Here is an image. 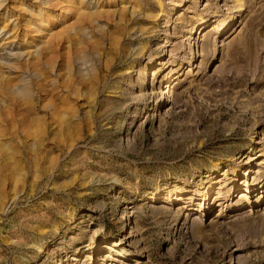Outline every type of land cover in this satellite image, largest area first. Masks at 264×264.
Segmentation results:
<instances>
[{
	"label": "rangeland",
	"instance_id": "374dc122",
	"mask_svg": "<svg viewBox=\"0 0 264 264\" xmlns=\"http://www.w3.org/2000/svg\"><path fill=\"white\" fill-rule=\"evenodd\" d=\"M99 2L33 99L0 97V264H264V0ZM6 4L14 84L44 33Z\"/></svg>",
	"mask_w": 264,
	"mask_h": 264
},
{
	"label": "bare ground",
	"instance_id": "6f19581e",
	"mask_svg": "<svg viewBox=\"0 0 264 264\" xmlns=\"http://www.w3.org/2000/svg\"><path fill=\"white\" fill-rule=\"evenodd\" d=\"M15 1H17V0H15ZM32 1L37 2L36 7H35L36 12L34 13L33 20L37 21V24H38V27H36L35 30L41 31L44 33L42 36V41L37 44V48L35 50L27 52V55L25 56L24 62L27 64L26 66H28V70L23 69L21 66H17L15 69L18 73H21V74H25V73L29 72L27 79H24V77H25L24 75L19 74V76L21 77V78H18L19 76L17 77L19 79V82L17 81V82H14V84L13 83L11 84V83H9V81H8V83H6L7 80H6V82L4 79L1 80L5 76L1 77L0 80L2 82H0V97L1 96L5 97L6 95H11V94L16 93V94L22 95V96L23 95L30 96L33 99V95L35 94V91H37V89L35 87V84H37L36 81L39 80V76H43L40 74V69L37 68L38 65L40 63H46V62L48 64L49 63L48 61H51V58H53L54 52L56 54H59V53L62 54L66 49L76 45L79 42L80 38L82 37L81 33L84 34V30L91 27L92 23L95 21L96 14L100 11V10H98V7H100V2H99L100 0H32ZM154 2L158 3V6L160 7L161 11L164 10L163 0H154ZM6 3H7V0H0V42H1L0 43V49L5 48L6 46L13 45L16 38L19 36V31H18L19 30V27H18L19 23L14 22V20H12V19L10 20L11 16H13V14H10V11H11L10 8L6 7V10L4 12H2V8H5V6L7 5ZM26 4H28V2ZM135 6H136V4L135 5L133 4L134 8H135ZM83 8H86V10L89 8L96 9V10H94V11L88 10L89 12L86 14V16H87L86 19L84 21H81L79 19V16L81 15V13L86 12V10H83ZM140 9H142V8L140 7ZM146 11H147V14H144V15H146L148 18H150V17L155 18V17L160 16V15L153 14L152 11H150V12H149V10H146ZM146 11H145V13H146ZM31 12H33V11H31ZM142 12H144V11H142ZM71 15L76 16L75 18H76L77 22L80 23V26H79L81 28L80 29L81 33L79 32L80 34H78V31H77L76 33L72 32V33H68V34L64 35V34H62V32L54 31L55 26H57V25L61 24L62 22H65L68 19L72 18V17H70ZM26 21H27V23H26ZM26 21H25V23H26L25 27H27L31 24L29 19L28 20L26 19ZM32 22H34V21H32ZM167 22H169V21H167ZM204 28H207V27H204ZM146 31H148V30L145 27H143L141 29L142 34H144V32H146ZM86 32H88V31H86ZM27 33L28 32H26L25 34H27ZM25 37H26V35H25ZM137 38H139V37H137ZM25 41H27L26 38L23 39V42H25ZM141 51H143V48ZM25 54H19L18 55L16 53V54H11L10 56L20 57V56L25 55ZM35 54H38V55L43 54L47 57H43V59L38 58L37 59L38 63H37V60L32 61L33 58H36ZM80 59H82V57ZM14 60H15L14 58H11V62H12L11 66L14 63ZM9 64H10V62L8 63V65ZM55 66L56 65H53V68H55ZM47 69L49 71H52V70H50L51 69L50 67H47ZM49 77H50V75L45 77V79L48 78V83H49V84L48 83L47 84L45 83V84L48 87L50 86V89L47 90L48 87L45 89L42 87L44 92H45V94L44 95L42 94V95L45 98H46V96H50L51 90L57 91L59 89L58 86H55V84L52 81H49ZM37 78H38V80H37ZM9 79H11V78H9ZM42 80L43 79L41 78V81ZM41 81L38 84H41ZM46 82H47V80H46ZM39 87H41V86H39ZM44 87H45V85H44ZM39 89L41 90V88H39ZM42 91H40V93H42ZM48 93H50V94H48ZM47 99L48 98H46L45 100L47 101ZM49 107H50V105H49ZM14 108H16V107H14ZM12 111H14V110H12ZM11 114L12 113H10V114L8 113V115H11ZM30 133H32V134H30ZM43 134H44V131L41 130V127H38L36 129V131L29 132V135H28L29 139H27V141H32V144L36 146L42 142ZM30 135H33L32 136L33 138H31V140H30ZM6 154H9V153H6ZM247 171H248V173L251 172L250 169H247Z\"/></svg>",
	"mask_w": 264,
	"mask_h": 264
}]
</instances>
